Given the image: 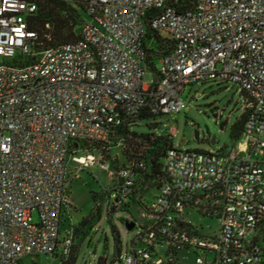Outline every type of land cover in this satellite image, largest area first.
<instances>
[{
    "label": "built area",
    "instance_id": "1",
    "mask_svg": "<svg viewBox=\"0 0 264 264\" xmlns=\"http://www.w3.org/2000/svg\"><path fill=\"white\" fill-rule=\"evenodd\" d=\"M39 1L0 0V264L67 254L69 158L100 163L127 199L131 167L110 170L83 145L108 142L143 109L179 113L187 87L203 83L236 86L242 136L231 149L167 151L166 179L133 220L140 232L123 264H185V251L192 264H264V0H195L186 10L170 0H57L84 8L80 39L37 51ZM149 31L174 42L155 86L144 83ZM193 214L216 226L204 233Z\"/></svg>",
    "mask_w": 264,
    "mask_h": 264
},
{
    "label": "rangeland",
    "instance_id": "2",
    "mask_svg": "<svg viewBox=\"0 0 264 264\" xmlns=\"http://www.w3.org/2000/svg\"><path fill=\"white\" fill-rule=\"evenodd\" d=\"M84 17L81 15V20ZM155 64L158 68L159 64ZM153 80V72L147 70L144 83L149 85ZM182 100L184 109L179 113L139 120L132 130L137 133L153 131L157 134H168L172 138L173 147L181 150L219 151L224 147L230 149L236 147L237 142L231 140L230 131L241 116L242 106L245 103L244 97L236 91V86L214 83L191 85L183 93ZM195 132L198 134L197 139H195ZM212 138L216 141L214 145L210 143ZM83 149L93 153L98 160V155L102 153L110 170L112 168L116 170L115 168L125 165L131 156L130 151L120 142H116L113 137H110L104 145L87 144ZM235 153L241 155L240 152ZM77 155H85V153L80 151ZM113 185L108 172L101 169L100 163L93 167L81 168L69 158L66 189L68 205L61 230L64 229L62 232H69L72 235L73 245L76 244L78 237L76 229L83 230L80 226L82 220L93 212L96 206L100 207V218L76 254L78 256L75 264H99L101 258H104L107 264H121L119 261L113 262L116 259L113 227L119 234L121 247L118 259L120 260L124 259L131 242L140 232L139 227L127 230L125 223L135 219L138 208L120 209L116 194L112 190ZM93 196L96 201L92 198ZM152 197L153 191L146 196L145 202ZM113 205L116 206V210L109 214V209ZM36 218L35 213L34 220ZM192 219L205 228L204 233H207L208 225L216 226L215 221L201 218L196 214H193ZM179 259L182 263L192 264L194 254L185 251L179 254ZM27 260H24L23 264H60L62 258L39 256Z\"/></svg>",
    "mask_w": 264,
    "mask_h": 264
},
{
    "label": "trees",
    "instance_id": "3",
    "mask_svg": "<svg viewBox=\"0 0 264 264\" xmlns=\"http://www.w3.org/2000/svg\"><path fill=\"white\" fill-rule=\"evenodd\" d=\"M171 4L177 10H186L194 6L195 0H170ZM81 15L85 16L84 8L80 5H73L57 0H41L38 2V9L35 16L30 20V28L37 32L39 46H35V50L40 51L42 48L52 47L64 43L75 42L80 39L81 26L85 17L81 20ZM82 23V24H81ZM148 46L145 65L148 70L154 74L153 86L159 76L156 64L157 60L169 54L174 46L173 40L168 35L149 31L147 35ZM34 59V58H32ZM31 59V60H32ZM161 116V114H151L146 109H143L134 117L126 118L122 125L114 128L109 135L116 142H120L122 146L130 151V157L127 163L121 167L130 166L136 174L134 189L127 199H123L120 193L119 181L117 178L111 179L114 183L112 190L116 194V200L120 205V209L130 210L132 207L138 208V214L135 215V221L139 215L140 208L144 207L147 194L158 188L166 179V174L163 168V158L167 151L173 149L172 138L168 134H157L155 132L137 133L132 130L133 126L137 125V121L145 120ZM247 112H242L241 116L231 127L230 138L232 141L238 142L242 136L247 120ZM153 127V126H151ZM107 143V142H106ZM104 143V144H106ZM94 144V145H104ZM87 143L83 146L85 147ZM102 152V151H101ZM100 162L107 163L103 159L102 153ZM125 155V154H124ZM142 164V165H140ZM114 169V168H112ZM117 171L119 168H115ZM96 201L95 196L92 197ZM100 207L96 206L85 219L82 220L80 226L83 230L76 229L78 237L76 244L70 246L67 254H56L55 257L62 258L60 264H75L76 254L89 235L93 226L100 218ZM116 210L113 205L109 209V214ZM113 240L115 243V256L113 262L119 261L123 264V260L118 259L120 256V239L117 230L113 227ZM260 241L263 245L264 252V225L260 229ZM73 239V238H72ZM136 238L131 242L129 249L136 245ZM129 249L126 253H129ZM67 259V260H65ZM70 261V262H69ZM99 264H107L104 258L99 260Z\"/></svg>",
    "mask_w": 264,
    "mask_h": 264
},
{
    "label": "water",
    "instance_id": "4",
    "mask_svg": "<svg viewBox=\"0 0 264 264\" xmlns=\"http://www.w3.org/2000/svg\"><path fill=\"white\" fill-rule=\"evenodd\" d=\"M197 137H198V134H197V132H195V139H197ZM210 143H211L212 145H214V144L216 143L215 139L212 138V139L210 140ZM125 226H126L127 230H129V231H130V230H133V229H134V226H135V222H134V221L126 222V223H125Z\"/></svg>",
    "mask_w": 264,
    "mask_h": 264
},
{
    "label": "crops",
    "instance_id": "5",
    "mask_svg": "<svg viewBox=\"0 0 264 264\" xmlns=\"http://www.w3.org/2000/svg\"><path fill=\"white\" fill-rule=\"evenodd\" d=\"M67 212V210H66V208L64 209V215H63V221H64V216H65V213ZM67 215V214H66ZM62 231H64V229L62 230ZM64 233V232H63ZM39 256H43V255H36V256H31V257H26V258H24L21 262H20V264H23V261L24 260H26V261H28L27 259L28 258H33V257H39ZM53 256V255H52ZM25 262V261H24ZM31 264V263H30Z\"/></svg>",
    "mask_w": 264,
    "mask_h": 264
}]
</instances>
